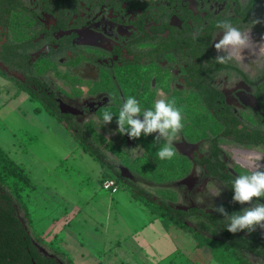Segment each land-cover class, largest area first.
I'll list each match as a JSON object with an SVG mask.
<instances>
[{"label": "flooded vegetation", "instance_id": "1", "mask_svg": "<svg viewBox=\"0 0 264 264\" xmlns=\"http://www.w3.org/2000/svg\"><path fill=\"white\" fill-rule=\"evenodd\" d=\"M221 21L249 37L228 50L226 63L215 59ZM0 78L107 157L117 185L129 183L165 206L167 222L194 240L205 264L217 263L195 237L264 264V229L230 233L213 210L249 207L233 202L232 183L264 158V0H0ZM129 96L142 113L158 99L181 110L176 155L161 159V184H151L138 165L112 160L160 159L166 143L154 141L155 133L133 139L118 131L116 116ZM105 111L114 114L107 125ZM15 197L0 181V264H67L51 241L33 234Z\"/></svg>", "mask_w": 264, "mask_h": 264}, {"label": "rangeland", "instance_id": "2", "mask_svg": "<svg viewBox=\"0 0 264 264\" xmlns=\"http://www.w3.org/2000/svg\"><path fill=\"white\" fill-rule=\"evenodd\" d=\"M14 92L0 78V149L30 179L21 205L33 234L72 264H205L194 240L158 219L151 203L123 184L116 193L103 189L108 174L101 166L55 119ZM112 160L129 169L138 165L151 184L162 183L161 159ZM150 191L165 196L161 188Z\"/></svg>", "mask_w": 264, "mask_h": 264}, {"label": "clouds", "instance_id": "3", "mask_svg": "<svg viewBox=\"0 0 264 264\" xmlns=\"http://www.w3.org/2000/svg\"><path fill=\"white\" fill-rule=\"evenodd\" d=\"M217 27L223 29V35L214 45L218 53L215 59L219 63H226L231 58L227 54L228 50L246 46L249 37L228 21L219 22ZM141 116L143 119L140 118ZM116 117L118 131L121 134L138 139L141 135L148 136L155 133L154 141L165 139L166 143L157 152L160 159H171L176 155L173 144L183 128V117L174 101L158 99L153 108L142 113L139 101L129 96ZM113 118L112 112L103 113L105 125L111 123ZM262 159L264 158L257 157V162L252 165L254 170L237 176L232 183L233 202L240 205L247 204L249 207L232 214H229L223 205L213 208L227 221L225 228L230 233L244 230L252 232L257 227L264 229V203L259 202L264 198V165L259 163Z\"/></svg>", "mask_w": 264, "mask_h": 264}, {"label": "trees", "instance_id": "4", "mask_svg": "<svg viewBox=\"0 0 264 264\" xmlns=\"http://www.w3.org/2000/svg\"><path fill=\"white\" fill-rule=\"evenodd\" d=\"M49 114L54 115L53 112L47 110ZM58 122H60V119H57ZM66 130L70 133L72 130L69 126H66ZM73 133V132H72ZM74 137V140L76 143L81 147V149L84 151V153L88 154L92 159H94L100 166L101 169H103L108 176L107 178H113V176L108 172L112 165L107 157H104V155L98 154L96 149L93 148L92 145L86 144L84 141V138L81 134H72ZM99 145V144H96ZM92 146V147H91ZM146 178H149L148 176L150 173H142ZM0 181L4 182L8 185V188L11 193H13L16 197V200L20 203V209L23 211V207L21 205V194L28 188L31 187V182L26 174L25 170L18 165L14 160H12L2 149H0ZM130 192L133 193V195L138 198L142 199L145 202L151 203V210L159 218H163V221L167 222L169 221L168 215L165 213V206L160 207L156 202H154L151 198L143 196V190H140L138 192H135V190L132 188V186L129 183L124 184ZM24 216L26 218V221L28 223H31L28 219V215L25 211H23ZM11 217V213L8 214ZM174 226L177 228H183L182 225H180L177 222H172ZM195 241L197 242V246H208L211 248V255L213 260L218 262L219 264H247L239 255L238 251L234 249V247L230 244H226L224 242H212V241H205L204 239L201 240L199 238L195 237ZM56 254L61 257V259L67 263L72 264V262L64 256V254L56 251Z\"/></svg>", "mask_w": 264, "mask_h": 264}, {"label": "built area", "instance_id": "5", "mask_svg": "<svg viewBox=\"0 0 264 264\" xmlns=\"http://www.w3.org/2000/svg\"><path fill=\"white\" fill-rule=\"evenodd\" d=\"M102 187L103 189L112 193H116L118 191V185L113 178L104 179L102 182Z\"/></svg>", "mask_w": 264, "mask_h": 264}, {"label": "water", "instance_id": "6", "mask_svg": "<svg viewBox=\"0 0 264 264\" xmlns=\"http://www.w3.org/2000/svg\"><path fill=\"white\" fill-rule=\"evenodd\" d=\"M121 176L124 177V178H127L128 176L125 174L127 172V169H122L121 171Z\"/></svg>", "mask_w": 264, "mask_h": 264}]
</instances>
